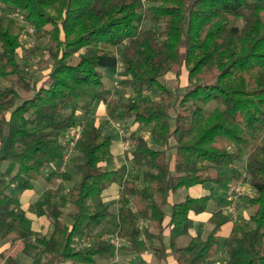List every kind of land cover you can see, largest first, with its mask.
<instances>
[{"label": "trees", "instance_id": "16d2710c", "mask_svg": "<svg viewBox=\"0 0 264 264\" xmlns=\"http://www.w3.org/2000/svg\"><path fill=\"white\" fill-rule=\"evenodd\" d=\"M0 10V240L16 248L0 264H21L39 248L46 264H96L115 252L114 238L135 253L147 244L163 263L170 254L177 264H264V0H0ZM15 14L47 40L41 79L19 61L26 28ZM106 71L118 72L122 89L107 88ZM185 71L183 87L162 81ZM147 91L157 96L150 101ZM98 105L161 146L139 131L126 138L133 172L120 184L109 239L104 194L127 167L107 168L114 138L94 120ZM71 128L81 129L77 157L60 172L59 140ZM249 144L247 177L233 172L250 185L244 200L253 212L228 237L222 211L207 237L192 236L193 216L207 211ZM53 176L57 189L31 206L50 222L42 235L25 226L20 198ZM206 185L205 195L174 203L164 225L172 195Z\"/></svg>", "mask_w": 264, "mask_h": 264}, {"label": "rangeland", "instance_id": "374dc122", "mask_svg": "<svg viewBox=\"0 0 264 264\" xmlns=\"http://www.w3.org/2000/svg\"><path fill=\"white\" fill-rule=\"evenodd\" d=\"M1 14H2V11L0 10V15ZM14 17L17 18V21L19 22L20 25H23L26 28V32L22 40L23 49L21 50L20 57H19V61L22 65V68L28 72L29 76H31L32 74L33 75L35 74V78H34L35 80H37L40 77L42 78L43 74H46L49 71V65L45 61L47 40H38L34 36V28L31 25L27 24L21 15L19 16L15 14ZM162 81L171 90H174L176 86L178 85L183 87L187 84V72L186 71L184 72L180 80H177L175 75H168L167 77L162 79ZM104 82L107 88L112 89L113 91L117 89L118 90L122 89V86L117 87L116 85V82L120 83L118 72L106 71ZM0 84L6 85V83L1 80H0ZM130 91L131 90H128V92ZM146 94H148L147 96L150 101L153 100L157 96V94H153L151 92H148ZM132 95L134 96L135 94H132ZM214 107H215V104H212L210 106V108H214ZM84 120L86 119L84 118ZM94 120L96 121L98 125L103 126V131L105 135L111 136L114 138L113 150L116 155L118 154V150H117L118 143L121 142L120 146L122 148V151H124L126 155H124L123 157L118 155L117 158L114 159V161H111V164L110 162L108 163L107 168L110 169V165L114 169L120 167L123 164L126 165L127 169L123 173V177L127 176L128 173L133 172V167L128 161V157H129L128 153L130 151V142L128 141V139H126L131 133H133V131L135 130L136 132L139 131L141 135L143 136L145 135L146 137H148L151 140V146L153 148L155 146V140L152 139V136H150L146 131H141L140 126L137 129L134 128L135 123H133V120L120 121L119 119H115L111 115L108 114L106 108L102 105H98L96 107L95 114H94ZM63 137L65 140H68V141L72 140L73 138L72 134H65V136ZM63 137L59 140L62 145L65 144L64 143L65 140L63 139ZM251 146L252 144H249L246 148L245 154L242 155L240 160H238L233 165H231L230 169L227 170V173L229 175L228 192L231 186L240 187L242 191L244 192V195H242V197H238V199L237 198L234 199L232 201L233 205H231L229 209L228 208L226 209V212H228L232 220H235V219L237 220L238 218H240V216L243 217L245 214L248 216L249 214L253 212V207L244 200L245 197L252 194V189L250 188V185L248 184V182L244 181L243 179L235 178L234 172H233L235 170L239 173H242L243 174L242 178L247 177L246 173L244 172V169L246 166L247 154ZM0 148H1V141H0ZM64 155L65 154L63 153L62 157H65ZM76 157H77V151L74 148V150L70 153V157L65 158V159L62 158V161L59 158V160L61 161V167L59 169L60 172H64L68 170L69 168H72L73 162L76 159ZM59 182L60 180L58 176H53L51 181H46L44 177L41 178L40 181L37 182L36 184V190H35L36 193H33L30 196H23L22 198H20L21 199L20 203L22 207H24L23 209H26L27 208L26 206L28 204L34 203L37 197H42L46 189L56 190ZM74 183L73 184L65 183V185L66 187L70 188L74 185ZM211 187L212 185H206L204 189L209 190L211 189ZM179 193L176 196H179ZM117 201H118V196H112V195L107 196V203L109 204L111 208L113 217L108 221V225L106 226V231L103 232L104 235L107 234L105 237L106 239H109L111 236L112 238L115 237L114 232L116 230V226L118 222L117 217L115 219V216L117 213V209L119 207ZM174 201L178 202V197H174ZM67 210L69 211L70 207H68ZM241 212H243V214H241ZM66 219H69V217L67 216ZM24 224L27 228L39 230L40 232L47 230L46 223L39 220L38 217H36L31 212L28 213V218ZM210 228L211 226L209 222L208 223L202 222V223H199V225H197L196 230L200 231V234L206 235L210 231ZM99 230L100 229L95 230L94 233L99 232ZM7 240L10 241L11 238L0 240V244L4 243V241H7ZM124 244L122 245V247L124 246ZM115 249L116 250H115L114 256H110L106 259H99L97 264H139L140 259H143L146 262L150 261L151 263H154V264L157 263L156 257L153 256L150 250L145 251L144 249L143 250L144 252L142 254H137L134 252L132 253L131 251L130 252L125 251L123 248H121V246H117V248L115 247ZM19 260L21 264H25V259L23 257L20 256Z\"/></svg>", "mask_w": 264, "mask_h": 264}, {"label": "crops", "instance_id": "0c3cea01", "mask_svg": "<svg viewBox=\"0 0 264 264\" xmlns=\"http://www.w3.org/2000/svg\"><path fill=\"white\" fill-rule=\"evenodd\" d=\"M102 106H104V105H102ZM105 108H106V106H104ZM106 110H107V108H106ZM107 112H108V110H107ZM129 121V120H128ZM133 123H135L134 121H133ZM139 127V125L137 124V123H135V126H134V128L135 129H137ZM104 132V131H103ZM136 132V130L135 131H133V133H135ZM105 134V133H104ZM148 138V137H147ZM149 139V138H148ZM152 139H154L155 140V146H154V148L155 149H160L161 148V146H160V141H158L157 139H155L154 137H152ZM150 140V139H149ZM157 140V141H156ZM150 143H151V140H150ZM159 143V144H158ZM121 142H119L118 143V147H117V150H118V154L116 155L115 153H114V150H113V153H114V157H113V159L112 160H110L109 162H110V164H111V161H114V159H116L117 158V156L119 155V156H121V157H123L124 155H126V153L124 152V151H122V148H121ZM113 148H114V145H113ZM129 161V160H128ZM130 162V161H129ZM124 165V164H123ZM122 166V165H121ZM120 166V167H121ZM119 168V167H118ZM115 169H117V168H115ZM114 168H112L111 167V165H110V170H115ZM124 173V172H123ZM122 178H121V181H120V183H118V184H113L112 186H110L106 191H105V201H106V203H107V196L109 195H112V196H118V199H119V190H120V184L122 183V181H123V179L126 177H123V174H122V176H121ZM40 181V180H39ZM39 181H37V182H39ZM37 182L35 183V185H34V189L33 190H31V191H28V192H26L23 196H30L31 194H33V193H36L35 192V190H36V184H37ZM229 186V181H228V184L227 185H224L223 187H218L217 188V192H218V194H217V196L215 197V199H213L211 202H210V204H209V206H208V208H207V211L206 212H204V213H202V214H199V215H194L193 216V219H194V226H193V228L191 229V235L192 236H198V235H200L201 237H203V238H205V237H207L208 236V234L213 230V225H212V223H211V220H212V218H213V215L214 214H216V213H218L219 211H222L223 212V214L226 216V217H228L229 218V221H228V223H226L223 227H222V229H221V232H220V235L221 236H223V237H228L229 235H230V232H231V230H232V227H233V224H234V222H235V220H232V218L229 216V214H228V212H226V209L228 208H230L231 207V205H233V203L232 202H230L229 200H228V187ZM205 188V186H196V187H193V188H191V189H189V190H180V191H178L176 194H174V195H172L171 197H170V199H169V202H170V204H169V206L166 208V213H167V216H166V220H165V223H164V225L165 226H167L168 224H169V221H170V217H171V213H172V206H173V204L174 203H177V202H175L174 201V197H178V202H181V201H183L186 197H187V195H190V196H193V197H201V196H203V195H205L206 193H208L209 191H210V189L209 190H206V189H204ZM220 188V189H219ZM47 190H49V189H46L45 191H47ZM45 191H44V193H43V196L42 197H37L36 198V200L34 201V203H31V204H28L26 207V209H24V210H26L27 211V218H28V213L29 212H31L32 214H34L32 211H31V206H33L38 200H41L43 197H44V194H45ZM180 192V193H179ZM179 193V196H176L177 194ZM242 195H244V192H242V194L241 195H239V196H237V199H238V197H242ZM23 196H21V198L23 197ZM117 203H118V201H117ZM108 204V203H107ZM109 205V204H108ZM212 205V206H211ZM118 209H117V213H118V210H119V208H120V205H119V203H118ZM29 207V208H28ZM24 208V207H23ZM112 212V211H111ZM117 213H116V216H115V219H116V217H117V220H118V216H117ZM241 214H243V212H241ZM240 214V215H241ZM245 214V213H244ZM35 215V214H34ZM250 215V214H249ZM249 215L247 216L246 214L243 216V218H245V219H248L249 218ZM36 216V215H35ZM36 217H38V216H36ZM112 217H113V215H112ZM111 217V218H112ZM241 217V216H240ZM110 218V219H111ZM38 219L39 220H41V221H43L44 223H46V229L47 230H45V231H42V232H40L39 230H34V229H32L34 232H39V233H41L42 235H48L49 233H50V230H51V227H50V222H49V220L47 219V218H45V217H38ZM109 219V220H110ZM202 222H206V223H210V226H211V228H210V231L206 234V235H202V234H200V231H197L196 230V228H197V225H199V223H202ZM117 224H118V222H117ZM164 235H165V244L169 247V237H170V228L169 227H167L166 229H165V232H164ZM2 243V242H1ZM18 248V247H17ZM123 249L125 250V251H129L128 250V244H124V246H123ZM145 251L146 250H150L149 248H148V245L147 244H145ZM143 249V250H144ZM142 250V252L141 253H137V254H142L144 251ZM16 251V248H13V246H12V243H11V241H4V243H2V244H0V261L3 259V256L5 255V256H7L8 254H10V253H13V252H15ZM151 252H152V254H153V256H155L156 257V259H157V263H155V264H177L176 263V261L174 260V258L169 254L168 255V258H167V260H166V262H162V261H160V259L155 255V253L152 251V250H150ZM130 252V251H129ZM133 253V252H132ZM135 253V252H134ZM167 253H170V249H168L167 250ZM115 255V252L112 254H109L107 257H105V258H101V259H106V258H108V257H110V256H114ZM21 257H23L24 259H25V264H46V262H47V258H46V256L42 253V249L41 248H39V249H37L35 252H33L32 254H30V255H20ZM19 256V257H20ZM99 260V259H98ZM98 260H97V263H98ZM96 263V264H97ZM139 264H154V263H151L150 261L149 262H146L145 260H143V259H140V263Z\"/></svg>", "mask_w": 264, "mask_h": 264}, {"label": "built area", "instance_id": "2783aa9c", "mask_svg": "<svg viewBox=\"0 0 264 264\" xmlns=\"http://www.w3.org/2000/svg\"><path fill=\"white\" fill-rule=\"evenodd\" d=\"M118 84L119 83L116 82L117 87H118ZM66 134H72L73 138H72V140L68 141V140H65L64 137H63V139L65 140V142H64L65 144L63 145L64 148H65L64 149V154H65L64 156L65 157H63L64 159L70 157V153L74 150L78 140L81 137V129L71 128V129L68 130V132ZM242 192L243 191H242V189L240 187L231 186V188H230V190L228 192V200L230 202H232L234 199L237 198V196L241 195ZM114 242H115L116 246H120L122 241L120 239H118V238H114Z\"/></svg>", "mask_w": 264, "mask_h": 264}]
</instances>
